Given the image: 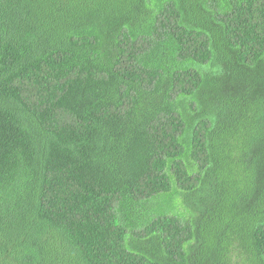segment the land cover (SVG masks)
Wrapping results in <instances>:
<instances>
[{"label":"trees","instance_id":"1","mask_svg":"<svg viewBox=\"0 0 264 264\" xmlns=\"http://www.w3.org/2000/svg\"><path fill=\"white\" fill-rule=\"evenodd\" d=\"M0 264H264V0H0Z\"/></svg>","mask_w":264,"mask_h":264}]
</instances>
